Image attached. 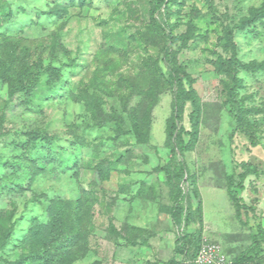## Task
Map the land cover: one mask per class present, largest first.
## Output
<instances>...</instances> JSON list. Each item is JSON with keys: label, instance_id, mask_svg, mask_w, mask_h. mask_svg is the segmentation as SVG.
Wrapping results in <instances>:
<instances>
[{"label": "rangeland", "instance_id": "rangeland-1", "mask_svg": "<svg viewBox=\"0 0 264 264\" xmlns=\"http://www.w3.org/2000/svg\"><path fill=\"white\" fill-rule=\"evenodd\" d=\"M5 1L13 16L1 30L20 38L31 59L39 56L43 66L51 61L60 66L61 79L52 90L41 83L31 98L22 92L9 98L0 83V212L11 215L12 224L0 264L29 249L23 238L34 218L47 219L49 199L72 201L82 189L94 197L89 251L74 264H168L183 226L175 224V187L159 169L173 161L166 131L173 104L166 76L156 70L164 39L149 26L150 0H87L82 7L70 6L62 18L47 12L68 0ZM263 1L169 4L174 38L189 22L197 27L186 46L173 41L200 102L196 142L178 155L191 175L184 186L191 215L185 229L218 244L228 263L252 245L259 226L264 229V68L233 73L241 80L236 99L253 108L247 113L252 139L237 127L225 103L224 82L230 78L217 72L212 60L218 53L232 55L220 46L223 27L236 25ZM54 32L58 44L52 49ZM233 38L240 61L264 62V18L235 29ZM85 90L102 101L94 113L72 99ZM190 111L187 102L180 121L185 131L191 130ZM133 118L144 132L141 140ZM31 133L43 139L31 141ZM183 137L189 139L187 133ZM247 162L258 171L242 179ZM31 165L43 171L32 177ZM97 165L111 168L107 179ZM262 247L256 257L264 256ZM176 261L187 260L177 254Z\"/></svg>", "mask_w": 264, "mask_h": 264}, {"label": "trees", "instance_id": "trees-1", "mask_svg": "<svg viewBox=\"0 0 264 264\" xmlns=\"http://www.w3.org/2000/svg\"><path fill=\"white\" fill-rule=\"evenodd\" d=\"M177 2V0H150L149 8V26L156 33L160 34L164 39L162 47V56L159 59L160 64L156 65V70L166 76L165 81L172 91L173 115L167 121L166 131L169 146L173 152V161L159 167L165 171L168 180L175 187L176 196L173 206V214L175 216V224L181 227L176 233L174 256L169 260L168 264H194L202 239L198 233H187L185 226L190 222L191 215L188 213L183 201L187 196L184 186H187L188 178L191 177L184 162L178 158L183 155L186 150H190L196 142L198 135V124L200 115V102L197 92L193 86L194 79L186 71L185 67L178 63L176 51L173 50V41L181 40L186 46L189 39L195 36L197 30L194 23L189 22L185 33L177 35L174 38L173 29L168 22L169 4ZM89 4L87 0H68L66 4H58L56 9H52L47 14L58 15L62 18L70 6L78 4L80 7ZM13 16L12 7L5 1L0 0V83L7 86L8 97H13L17 93H24L31 98L35 93L38 85L43 83L52 90L55 83L61 79V67L55 65L53 61L43 66L41 57L31 59L28 49L21 45L20 38L9 36L1 28L4 24L10 22ZM264 18V1L260 7L252 8L248 15L243 16L234 26L225 25L223 27V36L220 46L224 51H231L232 55L225 57L222 53H218L216 58L212 60L217 72L224 73L230 78V82H224L225 103H229L232 109V116L237 127L249 133L251 123L247 119V113L253 108H244L236 99L235 88L240 86L241 80L234 76V71L243 68L250 71L264 68V62L251 61L245 63L240 61L235 54V42L233 32L235 29H245L247 26L253 25L255 22ZM52 45L54 49L58 44L57 34L52 35ZM63 53L66 55L68 51L62 47ZM95 86V80H92ZM141 93H146L142 92ZM92 94H88L85 90L81 94H72V99L76 102H82L86 105L87 110L91 113L95 112V106L101 100L95 99ZM97 102V103H96ZM190 102L191 111L189 120L191 122V130L185 131L183 125L180 124L185 104ZM98 103V104H100ZM2 117L0 116V123ZM132 129L136 137L141 140L143 130L141 124L136 119H132ZM117 128L120 129V122L116 121ZM187 133L189 139L185 141L183 135ZM142 134V136H141ZM31 141L43 139L36 134H29ZM245 171L241 174L244 179L246 175L258 171L257 167L251 163L243 164ZM98 173L101 178L109 177V170L103 165H97ZM112 168H114L112 166ZM30 173L33 176L43 171L39 165H31ZM186 191V192H185ZM93 194L91 191L82 189L81 194L72 201H66L61 198H51L46 206L47 219L39 221L33 219L29 226L23 242L28 246V250L21 252L18 257L12 261L2 259L7 264H74L77 260L82 259L89 251V231H90V211L93 204ZM238 206H241L240 199L233 197ZM240 203V204H239ZM11 215L5 216L0 212V252L3 251L10 242L12 224ZM264 243V229L259 226L257 231L252 234V245L245 251L241 252L237 257L228 264H264V256L256 257L262 252ZM253 253V255L251 254ZM182 254L187 261L178 263L176 255Z\"/></svg>", "mask_w": 264, "mask_h": 264}, {"label": "built area", "instance_id": "built-area-1", "mask_svg": "<svg viewBox=\"0 0 264 264\" xmlns=\"http://www.w3.org/2000/svg\"><path fill=\"white\" fill-rule=\"evenodd\" d=\"M194 264H228L218 244L203 241L194 258Z\"/></svg>", "mask_w": 264, "mask_h": 264}]
</instances>
